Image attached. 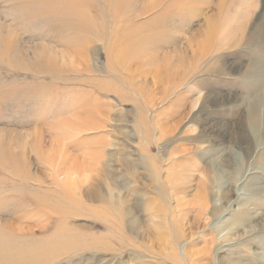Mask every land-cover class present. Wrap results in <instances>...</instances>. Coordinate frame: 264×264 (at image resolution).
I'll return each instance as SVG.
<instances>
[{"label":"rangeland","instance_id":"rangeland-1","mask_svg":"<svg viewBox=\"0 0 264 264\" xmlns=\"http://www.w3.org/2000/svg\"><path fill=\"white\" fill-rule=\"evenodd\" d=\"M124 1L0 0V264H264V0Z\"/></svg>","mask_w":264,"mask_h":264},{"label":"bare ground","instance_id":"bare-ground-1","mask_svg":"<svg viewBox=\"0 0 264 264\" xmlns=\"http://www.w3.org/2000/svg\"><path fill=\"white\" fill-rule=\"evenodd\" d=\"M159 4H160V0H154L152 4L144 5L143 9H142L143 13H146L147 11H151V10L157 8L159 6ZM113 6H114L113 7L114 11H113V14H112L113 15L112 18H113V21H114V24H115V28H114V35H115L114 36V38H115L114 40L115 41L111 44L109 50L110 51H114V52H118L119 56H122V55H120L121 52H122V54H125L126 56L127 55L129 56L131 54L132 50L131 51L129 50L130 46H128V43H127V40H126V36L118 34L121 29L122 30H126L127 29V27H124V24L128 21V18L126 17V12L129 10V4H128L127 1H124V0H115V4ZM87 16H88L87 13L82 10L81 12L77 13V15L75 13L73 16L70 17V19L72 20V18L76 19V17H87ZM84 23L85 24H81L80 25L82 30L88 31L90 29L91 33H94V32L96 33L97 32L91 26H89V23H87V22H84ZM118 60L121 61L122 59L118 58ZM118 60L116 59L115 61H118ZM133 60H134V64L138 65V67L144 65L143 60H141L139 58L138 54L136 55V58H134ZM117 64H120V65L124 66V64H122V62H119ZM262 104H264V99L262 100ZM256 107H258V106H256V104H255L254 106L251 107V110L249 111V117H250V120H251V122H252V124L254 126H256L259 123V122L257 123V118H256V116H257L256 114L257 113H255Z\"/></svg>","mask_w":264,"mask_h":264}]
</instances>
